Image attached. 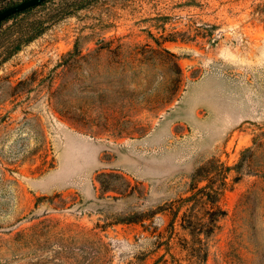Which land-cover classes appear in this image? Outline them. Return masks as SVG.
Instances as JSON below:
<instances>
[{"label": "rangeland", "instance_id": "1", "mask_svg": "<svg viewBox=\"0 0 264 264\" xmlns=\"http://www.w3.org/2000/svg\"><path fill=\"white\" fill-rule=\"evenodd\" d=\"M256 137L264 0H98L0 66V264H264Z\"/></svg>", "mask_w": 264, "mask_h": 264}, {"label": "trees", "instance_id": "2", "mask_svg": "<svg viewBox=\"0 0 264 264\" xmlns=\"http://www.w3.org/2000/svg\"><path fill=\"white\" fill-rule=\"evenodd\" d=\"M97 1L98 0H48L34 8H30L24 12H20L7 19L5 22L1 23L0 66L6 61H8L10 58H12L14 55L19 53L23 47L29 45L30 43L41 37L50 28V26L74 15L76 12L87 8L88 6L94 4ZM48 4H51L49 8L46 7ZM39 8H47L45 10L46 13H44V17L36 19L29 18V15L38 10ZM174 57L177 59L176 56ZM175 67L176 79L174 82V89L170 97L167 99L166 104L170 103L175 99L182 87L183 69L178 63V61H175ZM261 140L262 139L260 137H256L253 141L254 147L247 149L243 153V157L241 159V162L239 163V169H241L244 166V163H246L247 161L250 165L253 162V164H259L258 160L254 158L258 149L260 147H264V143L261 142ZM247 154L250 155L248 158ZM260 167L262 168L264 167V165ZM259 172L264 175V171L261 170ZM101 184L103 183L101 182ZM202 192H206V197L213 205L217 204L219 197L218 191L208 192L204 189V191L202 190ZM209 215L210 219L208 224L206 225V234H209L211 231L214 230L217 217L225 216L226 212L217 207V209L213 208L212 211H210ZM205 257L206 255H204V258Z\"/></svg>", "mask_w": 264, "mask_h": 264}, {"label": "water", "instance_id": "3", "mask_svg": "<svg viewBox=\"0 0 264 264\" xmlns=\"http://www.w3.org/2000/svg\"><path fill=\"white\" fill-rule=\"evenodd\" d=\"M48 0H25L18 4L9 6L2 11H0V24L5 22L10 17L20 13L24 12L30 8H34L38 5H41L42 3L46 2Z\"/></svg>", "mask_w": 264, "mask_h": 264}]
</instances>
